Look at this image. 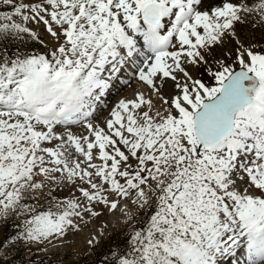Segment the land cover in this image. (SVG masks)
<instances>
[{"label":"snow or ice","instance_id":"1","mask_svg":"<svg viewBox=\"0 0 264 264\" xmlns=\"http://www.w3.org/2000/svg\"><path fill=\"white\" fill-rule=\"evenodd\" d=\"M0 264H264V0H0Z\"/></svg>","mask_w":264,"mask_h":264}]
</instances>
